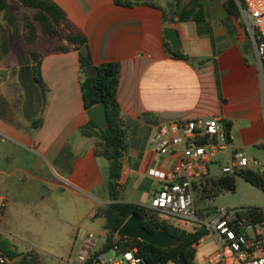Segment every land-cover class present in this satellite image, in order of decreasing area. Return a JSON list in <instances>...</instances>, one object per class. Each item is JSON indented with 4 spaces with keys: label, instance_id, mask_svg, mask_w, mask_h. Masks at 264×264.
Returning a JSON list of instances; mask_svg holds the SVG:
<instances>
[{
    "label": "crops",
    "instance_id": "0c3cea01",
    "mask_svg": "<svg viewBox=\"0 0 264 264\" xmlns=\"http://www.w3.org/2000/svg\"><path fill=\"white\" fill-rule=\"evenodd\" d=\"M51 1L86 34L94 66L105 62L121 66L117 100L125 119L128 149L120 185L124 189L133 181L138 193L132 195L133 200L121 194L120 201L148 205L160 184L147 171L169 170L172 166L165 167L167 161L175 164L174 158L164 159L149 147L148 138L159 125L197 117L219 118L231 124L229 133L235 149L246 152L264 142V81L257 52L241 16L229 13L223 0H197L192 9L199 11L200 21L185 22L177 21L160 5L127 6L115 0ZM166 27L178 32V51L207 63L198 67L168 54ZM79 70L75 51L42 59L46 89L43 123L38 131L18 129L0 119V197L8 201L0 238L18 254L46 252L44 245L37 243L21 247L24 241L18 239L21 237L14 221L27 214L45 219L47 204L54 203L68 215L64 226L70 228L69 239L61 242L69 250L68 257L85 234L92 232L102 240L106 237L105 230L100 234L94 228L96 220L102 218L93 217L102 205L111 202L109 163L97 157L92 140L80 134L88 116ZM11 184H15L13 188ZM30 187L57 191L60 196L48 201L45 194H40L32 202L24 196ZM13 189L18 190L19 198ZM33 204L35 209L31 208ZM63 218L66 220V216Z\"/></svg>",
    "mask_w": 264,
    "mask_h": 264
},
{
    "label": "trees",
    "instance_id": "16d2710c",
    "mask_svg": "<svg viewBox=\"0 0 264 264\" xmlns=\"http://www.w3.org/2000/svg\"><path fill=\"white\" fill-rule=\"evenodd\" d=\"M118 4L134 6L145 5L157 8L155 2H137L131 0H115ZM197 0H176L174 17L179 22L200 21L199 11L192 9ZM10 2H13L26 11L23 13V40L28 49L29 59L26 62L30 66V72L26 67L22 69L24 77L33 79L42 93L39 95L42 100L41 109L38 116L28 117V123H22L15 119V112L8 102L0 97V119L6 123L25 131L36 132L43 123V108L45 105L44 89L46 85L41 73L42 59L50 54H60L68 52H78L79 55V80L82 90L85 110L104 104L106 108L109 126L107 129L100 128L93 120L88 118L86 124L80 129V134L93 142L94 151L97 157L105 158L109 163L108 190L111 202L100 208L94 215V219H104L103 228L106 231L105 247L108 249L118 244L122 249H132L137 247L139 253L149 264L172 262L173 264H183L180 256L183 255L187 264H195L197 247L201 240L209 236V232L199 225L190 229L175 227L172 221L164 217L159 211L151 209L145 205L133 202L120 201L122 190L120 180L123 172V159L128 149V137L125 126V119L117 100V93L120 84L121 66L117 62H105L96 66L97 73L89 76L86 69L93 66L92 55L84 56L80 50L87 46L88 38L86 34L74 25L67 17L66 13L56 3L51 0H0V13L6 11ZM226 10L235 15H239V10L234 0H223ZM165 17V16H164ZM10 41L6 31L0 33V58L9 54ZM166 51L172 57L192 62V64L203 67L207 61L196 59L178 50H173L168 42H165ZM262 76L264 81V57L261 61ZM226 133L230 136L231 124L223 122ZM264 152V142L255 146ZM65 153V149L64 152ZM241 177L252 186L264 191V176L254 171L245 170L233 175H224L219 178L208 180L204 188V196L215 198L223 191H236V179ZM254 211L246 214L256 222L264 220V214L259 213L262 208L251 207ZM202 218H207L215 214L214 210H197ZM136 215L143 227L150 232L165 230L176 237L180 243L176 247L161 248L148 242L118 237V231L124 222L131 216ZM0 251L8 257L11 263L15 264H41V254L37 251L18 254L11 249L8 242L0 238Z\"/></svg>",
    "mask_w": 264,
    "mask_h": 264
},
{
    "label": "built area",
    "instance_id": "2783aa9c",
    "mask_svg": "<svg viewBox=\"0 0 264 264\" xmlns=\"http://www.w3.org/2000/svg\"><path fill=\"white\" fill-rule=\"evenodd\" d=\"M234 1L261 65L264 57V0ZM148 144L154 154L174 158L176 162L169 170L150 168L147 171L160 187L145 206L159 211L175 227L188 230L199 225L215 236L217 249L207 256L204 264H264V220L256 222L247 217L246 214L249 216L254 211L251 207L222 208L211 217L202 218L195 206V195L204 197L208 180L245 170L264 176V160L235 149L219 118L197 117L159 125L149 136ZM214 166L219 167L218 172L212 171ZM7 206V199L0 197V234ZM258 212L264 214V208ZM9 263L8 257L0 251V264ZM64 264L149 263L137 247L124 250L115 244L107 249L105 240L89 232Z\"/></svg>",
    "mask_w": 264,
    "mask_h": 264
},
{
    "label": "rangeland",
    "instance_id": "374dc122",
    "mask_svg": "<svg viewBox=\"0 0 264 264\" xmlns=\"http://www.w3.org/2000/svg\"><path fill=\"white\" fill-rule=\"evenodd\" d=\"M131 1H153L157 5L162 6L166 13L171 15H173L176 8V0ZM25 11L26 10L21 6L10 2L9 8L0 13V33H2L3 30L6 31L10 41L9 54L0 58V97L4 98L8 102L12 110L15 112V119L22 123L28 122L32 117L38 116L42 105V100L38 94L40 92L38 85L33 79L24 77L22 73V69L29 66L26 64L29 59V53L25 41L23 40L22 32V15ZM252 46H254V44H252ZM28 117H30V119H28ZM246 154L248 156L264 160V152L259 149L252 148L246 151ZM219 159L222 163V156H220ZM173 165L174 161H167L165 167H173ZM212 171L218 172L219 167H212ZM12 185L15 184H11V188H13ZM134 185L133 181H129L124 189L121 190L120 195L123 194L124 199L133 200L134 198L132 195L134 193H138L136 189L134 190ZM12 191L14 196L19 198L20 195L18 190L13 189ZM25 191L26 193L24 196L30 197L32 202H35L37 196L40 194H45L48 201L51 199L55 200L60 196L57 191L48 192L44 190L42 192V190H35L32 187ZM106 205L107 204H104L102 207ZM195 206L198 210H214L216 212L221 211L222 208H264V191L252 186L241 177H238L236 179L235 192L223 191L219 196L213 199L196 194ZM31 208L35 209L36 206L33 204ZM46 208L49 209V211L46 213L45 219H42L40 215L27 214L20 216L17 221H14L16 225L15 227L18 230L17 233L21 237L18 239L24 241L20 242V246L25 247L27 243L44 245L46 252L44 255H41V264H64V261L68 258L69 250L61 245V242L65 243L69 239L68 232L70 231V228L64 226L66 224L65 221L69 218L67 214L63 215L54 203L47 204ZM212 215L214 214L207 217H211ZM63 216H66V220H64L65 218H63ZM56 218L61 220L56 222ZM103 222V219L96 220L94 228L97 233H103ZM100 237L99 239H103L102 236ZM9 238L13 240V238ZM216 249L217 244L215 236L210 233L209 236L201 242L198 248V260L195 261V264H202L205 261L207 254L211 251H215ZM15 262V264H18V260H15Z\"/></svg>",
    "mask_w": 264,
    "mask_h": 264
},
{
    "label": "water",
    "instance_id": "95a60500",
    "mask_svg": "<svg viewBox=\"0 0 264 264\" xmlns=\"http://www.w3.org/2000/svg\"><path fill=\"white\" fill-rule=\"evenodd\" d=\"M164 36L174 50L179 49L181 43L180 37L178 32L174 28L166 27L164 29ZM80 53L84 56H88L89 48L87 46H84L80 50ZM29 70L30 67L27 66L26 71L29 72ZM86 71L89 76H94L97 73L96 66L94 65L88 67ZM86 114L88 118L93 120L100 128H108L109 122L107 118L106 108L103 103L90 108L89 110H87ZM118 237H127L131 239L142 240L161 248L176 247L180 243V241L176 237L169 234L165 230H158L156 232L148 231L145 227H143L136 215H131L124 222V224L118 231ZM180 260L183 264H187L186 259L183 255L180 256Z\"/></svg>",
    "mask_w": 264,
    "mask_h": 264
}]
</instances>
